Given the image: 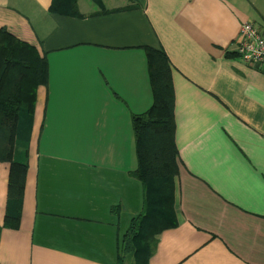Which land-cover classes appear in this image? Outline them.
Returning <instances> with one entry per match:
<instances>
[{
  "label": "crops",
  "instance_id": "0c3cea01",
  "mask_svg": "<svg viewBox=\"0 0 264 264\" xmlns=\"http://www.w3.org/2000/svg\"><path fill=\"white\" fill-rule=\"evenodd\" d=\"M0 0V30L47 63L15 223L0 162V264H118L143 205L132 116L153 104L145 49L172 91L177 224L148 264H264V74L235 57L264 0ZM62 12V9L60 10Z\"/></svg>",
  "mask_w": 264,
  "mask_h": 264
},
{
  "label": "trees",
  "instance_id": "16d2710c",
  "mask_svg": "<svg viewBox=\"0 0 264 264\" xmlns=\"http://www.w3.org/2000/svg\"><path fill=\"white\" fill-rule=\"evenodd\" d=\"M99 3L100 0H93ZM52 11L80 18L76 0H54ZM62 9V12L60 10ZM153 92L151 108L132 116L137 167L131 176L140 182L143 205L119 246L118 264H148L159 235L176 226L172 91L167 60L159 51L145 49ZM236 57V55H235ZM47 83V63L33 46L0 30V162L10 165L5 226L18 219L27 165V145L36 91ZM127 255L130 263L125 260Z\"/></svg>",
  "mask_w": 264,
  "mask_h": 264
},
{
  "label": "built area",
  "instance_id": "2783aa9c",
  "mask_svg": "<svg viewBox=\"0 0 264 264\" xmlns=\"http://www.w3.org/2000/svg\"><path fill=\"white\" fill-rule=\"evenodd\" d=\"M234 53L246 67L264 74V29L250 23L241 25Z\"/></svg>",
  "mask_w": 264,
  "mask_h": 264
},
{
  "label": "rangeland",
  "instance_id": "374dc122",
  "mask_svg": "<svg viewBox=\"0 0 264 264\" xmlns=\"http://www.w3.org/2000/svg\"><path fill=\"white\" fill-rule=\"evenodd\" d=\"M122 255H124V254H122ZM124 257H125V255H124ZM125 260H127L128 261V263H130L131 261H130V258H128L127 257V255H126V257H125Z\"/></svg>",
  "mask_w": 264,
  "mask_h": 264
}]
</instances>
